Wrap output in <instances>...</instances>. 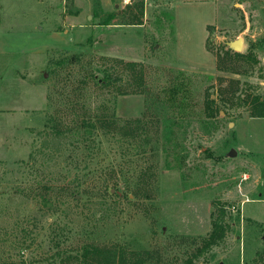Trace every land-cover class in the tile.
<instances>
[{"label":"rangeland","instance_id":"374dc122","mask_svg":"<svg viewBox=\"0 0 264 264\" xmlns=\"http://www.w3.org/2000/svg\"><path fill=\"white\" fill-rule=\"evenodd\" d=\"M0 2V264H59L89 242L183 264L221 208L231 227L194 264H264V200H251L264 190L251 112L264 0ZM239 37L251 56L229 48ZM128 62L140 93L118 91L138 86ZM91 72L122 79L100 87ZM102 103L121 128L85 133L89 147L55 134Z\"/></svg>","mask_w":264,"mask_h":264},{"label":"trees","instance_id":"16d2710c","mask_svg":"<svg viewBox=\"0 0 264 264\" xmlns=\"http://www.w3.org/2000/svg\"><path fill=\"white\" fill-rule=\"evenodd\" d=\"M228 50L230 51L231 49ZM251 52V50L247 54L236 52V55L247 58L251 56ZM226 56V58H230L228 54ZM78 57L79 56L76 58ZM127 64L134 68L133 72H135V74L133 77L137 81L138 86L129 91L123 89H119L118 91L120 94L140 93L142 92L141 86L144 85V74L142 71H139L136 63L128 62ZM221 67L222 62L219 63V68ZM104 70L106 71L107 69ZM88 77L89 79H97L96 82L100 87H106L112 81L117 82V80L122 79V75L113 77L112 73L108 72L102 79H99L95 73L91 72L89 75H86V79H83L85 80L84 82L88 80ZM68 101L69 103L73 102L71 99ZM213 103H215V100L209 97L207 105L210 109L209 116H214L216 113L220 112V109L216 108ZM74 105L75 104L73 103L72 106ZM108 109H110V107L102 103V105H99L98 108L94 109L96 114L93 113L90 116L81 119L74 118V121H72L75 125L66 121H64L63 124L59 123L54 129L55 134L62 137L72 138L78 147L83 145L89 147V137L86 139L85 133H92L93 140L96 141L98 135L113 133L114 130L121 128L117 125L118 117L116 116L115 111L113 110V113L108 115L106 114ZM87 111L88 110L85 112ZM251 112L254 116H264V100L261 96L257 95L253 97V110ZM74 116L77 117L76 114H74ZM40 200V203L47 206L48 209H51L52 211L54 210L52 199L42 197ZM230 227V223L226 220L225 209L221 208L220 212L212 220V229L209 234L203 237L201 245L196 248L192 255L184 260L183 264H194L196 258L209 251L213 246L218 245L225 238ZM148 254L151 253L128 249V247L119 243L98 245L89 242L80 245L77 249H72L71 252L65 255H61V262L59 261V264H147L150 260Z\"/></svg>","mask_w":264,"mask_h":264},{"label":"water","instance_id":"95a60500","mask_svg":"<svg viewBox=\"0 0 264 264\" xmlns=\"http://www.w3.org/2000/svg\"><path fill=\"white\" fill-rule=\"evenodd\" d=\"M229 48H231L234 51L242 52L244 49V39L242 37H239L237 39L231 40L228 42ZM232 154H235V150H232Z\"/></svg>","mask_w":264,"mask_h":264},{"label":"crops","instance_id":"0c3cea01","mask_svg":"<svg viewBox=\"0 0 264 264\" xmlns=\"http://www.w3.org/2000/svg\"><path fill=\"white\" fill-rule=\"evenodd\" d=\"M2 9H3V6H2V4H1V2H0V17L2 16V15H1ZM80 15H81V14H80ZM1 20H2V17H1ZM3 29H5V28H3ZM5 30H6V29H5ZM263 187H264V186H263ZM251 200H264V190H263V193H262V195H261L260 197H258V198H253V199H251ZM252 218L255 219V220H258V221H260V222H263V220H259V219L256 218V217H253V216H252Z\"/></svg>","mask_w":264,"mask_h":264}]
</instances>
